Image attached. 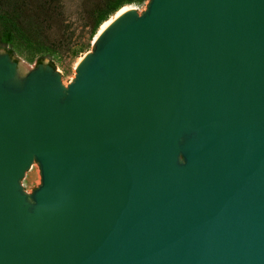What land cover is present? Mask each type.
I'll use <instances>...</instances> for the list:
<instances>
[{
  "label": "water",
  "instance_id": "obj_1",
  "mask_svg": "<svg viewBox=\"0 0 264 264\" xmlns=\"http://www.w3.org/2000/svg\"><path fill=\"white\" fill-rule=\"evenodd\" d=\"M0 264H264V0L127 4L67 85L0 47Z\"/></svg>",
  "mask_w": 264,
  "mask_h": 264
},
{
  "label": "trees",
  "instance_id": "obj_2",
  "mask_svg": "<svg viewBox=\"0 0 264 264\" xmlns=\"http://www.w3.org/2000/svg\"><path fill=\"white\" fill-rule=\"evenodd\" d=\"M62 1L0 0V47L13 54L15 45L36 58L37 63L64 52L77 56L89 46L99 25L117 9L145 0H83L82 18L87 36L79 42H72Z\"/></svg>",
  "mask_w": 264,
  "mask_h": 264
},
{
  "label": "rangeland",
  "instance_id": "obj_3",
  "mask_svg": "<svg viewBox=\"0 0 264 264\" xmlns=\"http://www.w3.org/2000/svg\"><path fill=\"white\" fill-rule=\"evenodd\" d=\"M82 2L83 0H63V11L66 21L69 23L70 28L69 34L72 36V42H79L87 36V30L83 27L84 20L82 18ZM148 0L142 3H131L137 11L142 12L147 4ZM127 6V5H125ZM98 29L96 30L97 33ZM92 37L89 46L84 48L77 56H71L68 53H60L59 55L53 56V58H44L42 62L54 64L55 69L61 75V81L64 85L70 83L75 76V66L83 55L92 49V41L96 35ZM13 54H11L16 60L21 62L28 68H33L37 64L36 58H32L26 54L22 49L12 46ZM6 49V48H5ZM7 50V49H6ZM51 64V63H50ZM40 170L38 164L34 161L31 167L25 172L21 179V185L25 192L31 193L32 189L35 188L40 182Z\"/></svg>",
  "mask_w": 264,
  "mask_h": 264
},
{
  "label": "bare ground",
  "instance_id": "obj_4",
  "mask_svg": "<svg viewBox=\"0 0 264 264\" xmlns=\"http://www.w3.org/2000/svg\"><path fill=\"white\" fill-rule=\"evenodd\" d=\"M127 6H122L119 9H117L112 15H110L106 20H104L98 27V31L96 35L101 32L116 16H118L122 11L126 9ZM95 35V36H96Z\"/></svg>",
  "mask_w": 264,
  "mask_h": 264
}]
</instances>
